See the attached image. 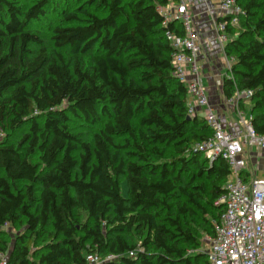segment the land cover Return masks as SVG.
Returning <instances> with one entry per match:
<instances>
[{
  "label": "trees",
  "instance_id": "16d2710c",
  "mask_svg": "<svg viewBox=\"0 0 264 264\" xmlns=\"http://www.w3.org/2000/svg\"><path fill=\"white\" fill-rule=\"evenodd\" d=\"M169 1L0 0L8 264H85L89 253L100 264L209 261L198 250L216 233L230 166L195 148L213 130L189 114L174 73L166 31H184L163 24L157 6ZM236 1L244 15L228 24L223 91H252L246 100L263 134L264 0Z\"/></svg>",
  "mask_w": 264,
  "mask_h": 264
},
{
  "label": "built area",
  "instance_id": "2783aa9c",
  "mask_svg": "<svg viewBox=\"0 0 264 264\" xmlns=\"http://www.w3.org/2000/svg\"><path fill=\"white\" fill-rule=\"evenodd\" d=\"M219 8L220 16L213 17L212 23L229 70L233 58L225 51L232 38L228 24H239L244 10L236 0H220ZM157 10L162 14L165 26L172 21H178L183 28L184 34L170 29L166 31V37L175 49L174 73L187 86L189 114L193 116L202 112L213 130V134L203 142L196 143L195 148L202 150L210 162L222 157L230 166L229 180L225 186L226 194L216 202L225 204L224 211L215 221L216 233L206 237L209 242L206 250H198L209 254V261L203 264H264V176L253 179L251 183L244 177L247 166L244 154L246 147L258 145L264 149V133L255 131L252 115L246 116L239 106V100L250 97L252 91H238L228 98V102L236 107L240 123L245 128L244 135L239 137L226 128L210 101L198 61L201 45L187 1L170 0L167 4L158 5ZM220 17L229 18L220 20ZM112 257L113 255L108 258ZM101 262V257L96 253L86 255L85 264ZM0 264H8L6 255L0 254Z\"/></svg>",
  "mask_w": 264,
  "mask_h": 264
},
{
  "label": "crops",
  "instance_id": "0c3cea01",
  "mask_svg": "<svg viewBox=\"0 0 264 264\" xmlns=\"http://www.w3.org/2000/svg\"><path fill=\"white\" fill-rule=\"evenodd\" d=\"M186 1L192 12L194 27L201 45L198 61L210 101L226 128L237 136L242 137L245 133V128L240 123L238 111L235 106L228 102V97L223 91V80L225 75H227L228 67L226 56L218 41L217 32L212 23L213 17L217 18L220 16V0ZM241 102L242 106L240 105ZM249 102L246 98L239 101L240 108L245 113L248 112V117L252 115L251 107L248 109ZM199 113L201 114L202 112ZM251 147L247 146L244 153L247 161V166L244 170L246 181H249L250 178L253 180V178L264 176V149L258 148L259 151L253 153L252 149L255 146ZM248 168H250V172Z\"/></svg>",
  "mask_w": 264,
  "mask_h": 264
},
{
  "label": "rangeland",
  "instance_id": "374dc122",
  "mask_svg": "<svg viewBox=\"0 0 264 264\" xmlns=\"http://www.w3.org/2000/svg\"><path fill=\"white\" fill-rule=\"evenodd\" d=\"M250 107H251V102H249V105H248V109H250ZM249 111V110H248ZM248 113V112H247ZM246 113V116H248V114ZM81 129H85V128H81ZM88 130V129H87ZM1 133H3L1 130H0V134ZM255 147L252 149V152L253 153H256L257 151H259L258 150V145H254ZM251 147V146H250ZM252 148V147H251ZM260 149V148H259ZM248 171L250 172V168H248ZM258 178H261V177H258ZM253 179H255V178H253ZM253 180L250 178V180L249 181H247L248 183H251ZM127 183H126V181H124L123 182V193H124V195H127ZM13 233H15V230L14 231H12ZM208 236V235H207ZM206 236V237H207ZM206 237L203 239V242H202V246H201V248L202 249H204V250H206L208 247H209V242L207 241V239H206Z\"/></svg>",
  "mask_w": 264,
  "mask_h": 264
},
{
  "label": "water",
  "instance_id": "95a60500",
  "mask_svg": "<svg viewBox=\"0 0 264 264\" xmlns=\"http://www.w3.org/2000/svg\"><path fill=\"white\" fill-rule=\"evenodd\" d=\"M190 117V116H189Z\"/></svg>",
  "mask_w": 264,
  "mask_h": 264
}]
</instances>
